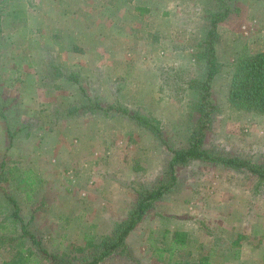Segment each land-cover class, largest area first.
Instances as JSON below:
<instances>
[{"label":"rangeland","instance_id":"obj_1","mask_svg":"<svg viewBox=\"0 0 264 264\" xmlns=\"http://www.w3.org/2000/svg\"><path fill=\"white\" fill-rule=\"evenodd\" d=\"M225 4L204 146L260 163L264 116L232 108L227 92L238 57L264 48V0ZM214 7L215 0H0V211L12 195L47 251L86 254L79 248L98 242L136 192L163 176L166 146L187 145L196 124L192 81L206 76L197 55ZM88 103L98 109L67 113ZM124 108L155 119L162 137ZM176 175L128 236L130 257L115 253L99 264H196L202 255L212 264H264V182L206 161ZM50 198L58 203L48 206ZM175 230L188 233L186 246L158 261L153 248H167ZM34 250L38 264H51ZM14 253L1 244L0 264Z\"/></svg>","mask_w":264,"mask_h":264},{"label":"trees","instance_id":"obj_2","mask_svg":"<svg viewBox=\"0 0 264 264\" xmlns=\"http://www.w3.org/2000/svg\"><path fill=\"white\" fill-rule=\"evenodd\" d=\"M225 2L226 0H215V7L209 13V28L201 43L203 50L197 55L204 60L206 76L203 80L192 81V88L198 92L197 100L192 105L196 124L185 147L166 146L170 157L163 176L152 187L136 192L133 206L124 217L112 222L110 230L102 235L98 242L87 241L84 247L79 248L88 250L83 256L75 254L68 256L47 251L42 246L41 238L34 234L23 221L16 200L12 195H7L10 211L5 213L8 204L4 210L0 211L3 215L0 223V245L8 244L15 250V253L11 259L4 260L1 264H38L39 261L34 256V247L43 253L44 259L50 261L51 264H99L115 253H123L130 257V251L126 247L128 236L141 223L148 211L154 208L155 203L175 184L177 168L191 161H206L233 169H244L253 174L259 182H264V161L254 163L248 159L215 152L204 146V138L210 127L212 114L216 110V106L210 100V90L211 81L219 69L214 49L218 35L217 24L229 11V5ZM227 103L234 109L264 116V50L254 54H242L233 63ZM96 107L98 105L92 103L72 106L67 113L74 115L79 112H94L98 109ZM105 109L112 110L113 108L109 105ZM121 111L133 118L139 125L146 127L158 137H162L160 127L157 123L155 124V119L136 112L131 113L127 108ZM187 238L186 231L175 230L167 248H153L157 260H164V251H168L169 260H171L177 251L186 246ZM173 264L182 263L177 260ZM196 264L212 263L207 255H202Z\"/></svg>","mask_w":264,"mask_h":264},{"label":"crops","instance_id":"obj_3","mask_svg":"<svg viewBox=\"0 0 264 264\" xmlns=\"http://www.w3.org/2000/svg\"><path fill=\"white\" fill-rule=\"evenodd\" d=\"M261 50H264V48L261 49ZM261 50H260V51H261ZM56 203H58V202L51 200V198L48 199V200H46V204H47L48 206H50V207H51V205H52V206H55ZM45 214H46V213H45ZM51 223H52V222L47 218V222H46L45 224H47L48 226H50Z\"/></svg>","mask_w":264,"mask_h":264}]
</instances>
